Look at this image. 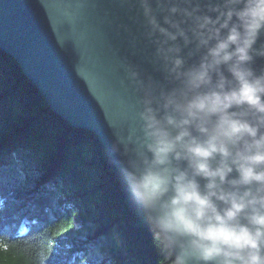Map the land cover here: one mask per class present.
Listing matches in <instances>:
<instances>
[{
  "label": "clouds",
  "instance_id": "obj_1",
  "mask_svg": "<svg viewBox=\"0 0 264 264\" xmlns=\"http://www.w3.org/2000/svg\"><path fill=\"white\" fill-rule=\"evenodd\" d=\"M178 88L146 93L123 179L173 264H264V0H138ZM184 46L204 50L184 68ZM155 105V106H154Z\"/></svg>",
  "mask_w": 264,
  "mask_h": 264
},
{
  "label": "trees",
  "instance_id": "obj_2",
  "mask_svg": "<svg viewBox=\"0 0 264 264\" xmlns=\"http://www.w3.org/2000/svg\"><path fill=\"white\" fill-rule=\"evenodd\" d=\"M0 264H173L97 134L1 48Z\"/></svg>",
  "mask_w": 264,
  "mask_h": 264
},
{
  "label": "water",
  "instance_id": "obj_3",
  "mask_svg": "<svg viewBox=\"0 0 264 264\" xmlns=\"http://www.w3.org/2000/svg\"><path fill=\"white\" fill-rule=\"evenodd\" d=\"M0 0V48L10 53L36 85L51 109L75 127L94 131L123 175L143 140L140 112L146 93L179 87V80L157 55L155 37L138 0ZM181 46L184 68L199 63L204 50ZM264 47V31L254 49ZM249 67L264 73V56ZM128 98L118 127L107 120L93 80L95 74L118 77ZM155 106V105H154Z\"/></svg>",
  "mask_w": 264,
  "mask_h": 264
},
{
  "label": "snow or ice",
  "instance_id": "obj_4",
  "mask_svg": "<svg viewBox=\"0 0 264 264\" xmlns=\"http://www.w3.org/2000/svg\"><path fill=\"white\" fill-rule=\"evenodd\" d=\"M103 3L102 0H98ZM123 73L118 77H111L104 74H95L93 84L97 91L98 98L102 102L107 120L113 127H118L125 119L128 98L121 83Z\"/></svg>",
  "mask_w": 264,
  "mask_h": 264
}]
</instances>
